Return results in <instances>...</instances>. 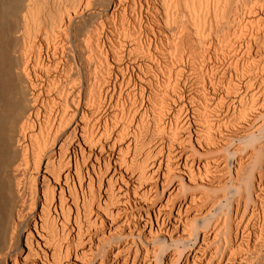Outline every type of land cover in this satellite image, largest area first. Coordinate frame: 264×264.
<instances>
[{
    "label": "bare ground",
    "instance_id": "6f19581e",
    "mask_svg": "<svg viewBox=\"0 0 264 264\" xmlns=\"http://www.w3.org/2000/svg\"><path fill=\"white\" fill-rule=\"evenodd\" d=\"M124 250L264 264V0H0V264Z\"/></svg>",
    "mask_w": 264,
    "mask_h": 264
},
{
    "label": "rangeland",
    "instance_id": "374dc122",
    "mask_svg": "<svg viewBox=\"0 0 264 264\" xmlns=\"http://www.w3.org/2000/svg\"><path fill=\"white\" fill-rule=\"evenodd\" d=\"M72 128V127H71ZM70 128V129H71ZM70 129L68 130V132L70 131ZM147 141V140H146ZM146 141L143 143V148L140 150V154L142 153H145V150L147 151V148L149 149L152 145H153V142L152 143H150L149 142V140L147 141V143H146ZM146 144V146L147 147H145L144 145ZM148 144V145H147ZM149 145H151L150 147H148ZM143 150V151H142ZM139 156V158L141 157L140 155H138ZM143 156V155H142ZM142 158V157H141ZM115 169V167H113L112 168V171ZM113 173V172H112ZM111 173V174H112ZM111 174L108 176V177H110L111 176ZM119 174H121V173H119ZM106 185V184H105ZM102 195H104V193H102ZM167 195V194H166ZM164 196V197H161V198H159V202H158V204L161 202H165L166 201V199L165 198H167V196ZM163 202V203H164ZM158 206V205H157ZM40 206H39V208H38V210H40ZM124 208V209H123ZM112 209H114V210H123V211H126V212H130L131 211V209H127V208H125L124 206H121V205H115V206H112ZM126 212H124V214L122 213V214H120L119 215V217H117L116 219H114L113 221H111L112 223H110V221H108V219H107V222L108 223H105L104 224V226H99L98 228H96V229H93L92 231H91V234L90 235H98V237H100V238H102V237H104V234H107V236H105V237H107V238H109L108 237V235H109V232L108 231H110L111 229H112V231L114 230V228H115V230L114 231H118L119 229H120V227H121V223H123L124 222V218H125V213ZM117 226V227H115V226ZM107 227V228H106ZM113 227V228H112ZM119 228V229H118ZM104 229V230H103ZM118 229V230H117ZM95 230V231H94ZM113 231V232H114ZM102 233V234H101ZM104 233V234H103ZM25 234L26 233H24V235H23V244H25ZM101 235V236H100ZM103 235V236H102ZM88 244H90L89 242L88 243H86V244H84V246L83 247H79V251H83V250H87L88 249V247L89 246H86V245H88ZM114 244H117V245H114V247H113V255H115L116 254V252H117V250L118 249H120V247H122L123 248V246H125L126 245V243L124 242V243H118V242H116V243H114ZM123 245V246H122ZM116 248V249H115ZM121 248V249H122ZM116 251V252H115ZM26 253H27V249L25 248V252H24V254H23V256L24 255H26ZM88 254V253H87ZM86 254V255H87ZM120 255H118L116 258H114L113 259V257H111L110 259H112V263H114V264H121L122 262H123V259L127 256V250H124V251H122V252H120L119 253ZM126 255V256H125ZM122 258V259H121ZM94 259H96V257H94L93 258V260ZM98 259V258H97ZM100 259V258H99ZM99 259H98V262H97V264H99ZM92 260V259H91ZM90 262V261H89ZM126 264V263H125ZM128 264H130V263H128Z\"/></svg>",
    "mask_w": 264,
    "mask_h": 264
}]
</instances>
